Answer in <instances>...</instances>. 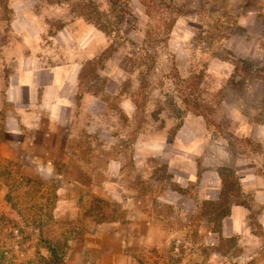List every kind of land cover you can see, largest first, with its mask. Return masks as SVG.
<instances>
[{
    "label": "rangeland",
    "instance_id": "obj_1",
    "mask_svg": "<svg viewBox=\"0 0 264 264\" xmlns=\"http://www.w3.org/2000/svg\"><path fill=\"white\" fill-rule=\"evenodd\" d=\"M0 19L2 52L80 65V94L101 96L122 141L215 111L264 124V0H0ZM0 169V264H64L68 240L105 217L61 205L54 177ZM223 211L211 232L178 211L159 245L131 251L139 264H264L255 238L224 235Z\"/></svg>",
    "mask_w": 264,
    "mask_h": 264
},
{
    "label": "crops",
    "instance_id": "obj_2",
    "mask_svg": "<svg viewBox=\"0 0 264 264\" xmlns=\"http://www.w3.org/2000/svg\"><path fill=\"white\" fill-rule=\"evenodd\" d=\"M7 22L0 19V39ZM1 48L0 167L54 177L61 205L81 201L83 213L105 216L94 234L68 240L64 264H139L131 249L159 245L151 236L171 228L178 211L198 214L211 232L212 215L224 209L225 236L264 246L262 122L215 111L189 115L158 138L122 141L103 120L101 96L80 94V65Z\"/></svg>",
    "mask_w": 264,
    "mask_h": 264
},
{
    "label": "trees",
    "instance_id": "obj_3",
    "mask_svg": "<svg viewBox=\"0 0 264 264\" xmlns=\"http://www.w3.org/2000/svg\"><path fill=\"white\" fill-rule=\"evenodd\" d=\"M97 204H95V206H96ZM97 207V206H96Z\"/></svg>",
    "mask_w": 264,
    "mask_h": 264
}]
</instances>
